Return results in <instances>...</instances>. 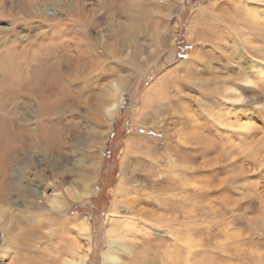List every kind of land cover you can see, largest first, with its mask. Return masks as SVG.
Here are the masks:
<instances>
[{
    "label": "rangeland",
    "instance_id": "374dc122",
    "mask_svg": "<svg viewBox=\"0 0 264 264\" xmlns=\"http://www.w3.org/2000/svg\"><path fill=\"white\" fill-rule=\"evenodd\" d=\"M0 57L16 62H0V208L33 218L0 225V264H69L75 246L102 264L110 242L118 264H264V0H0ZM65 63L52 109L13 97ZM20 118L57 125L62 152L5 164Z\"/></svg>",
    "mask_w": 264,
    "mask_h": 264
},
{
    "label": "bare ground",
    "instance_id": "6f19581e",
    "mask_svg": "<svg viewBox=\"0 0 264 264\" xmlns=\"http://www.w3.org/2000/svg\"><path fill=\"white\" fill-rule=\"evenodd\" d=\"M45 9H46V12H47V10H49L48 7H46ZM141 9H142V4L139 3V2H137L135 4V8L134 7L131 8V12L130 13H127V15H128L127 17L129 18V20L130 19H133L132 17L134 16V11L137 10V12H138ZM205 27H207V26H205ZM205 29L206 28H204V29L201 28V30H205ZM6 61H8L9 63L11 62L10 60H6ZM6 61H4L0 57V62L1 63H4ZM56 63H58V62H56ZM11 64L12 65H15L16 62H11ZM67 64H68V62H67ZM67 64L64 67L61 66V68H58L56 65L50 68V76H51V81L50 82H47L48 81L47 79H46L47 81H45V80H43L41 78L42 80H40L37 85L35 84V86L33 88L31 86L30 87H27L26 88V91H24L22 94H21L22 91L21 92H19L18 90L14 91L13 92L14 93L13 94V97L14 98H21L22 101H23V105L24 104L26 105L27 103L29 104V102H27V101H33V102H36V104L38 103V105H41V106L45 107V106H50L51 104H53V102H57L58 101L57 93H58V91H60L58 89L62 87V84L64 83L65 80L69 79L70 76H68V75L69 74L70 75L73 74V72L70 71V69H71V68H69L70 66L68 67ZM0 71L2 73V74H0V92H2L3 90L5 91L6 85L11 86V85H13L14 82L12 81L13 79L11 80V78L9 77L10 75H7L8 73H10L11 69L9 70L7 68L6 71L0 69ZM19 80H20V78H19ZM21 80H23V78ZM50 83H52V84H50ZM114 88L117 91H115L113 95L116 96L115 93L118 92V90H119L118 88L119 87L117 85H114ZM109 92H110V90H107L106 88H104L101 92H99L98 94H96L95 95V98H94L95 99V106H96L95 108H96V111H97V108L98 107L102 108L101 111H103V116L106 118L105 120H107L108 118L109 119L111 118L112 113L115 111V109H116V107L118 106V103H119V99L117 98V99L113 100L111 104H109L107 106H104V104H106L108 102L109 96L111 97V93H109ZM0 106H2V103L0 104ZM52 106L53 105H51V107H50L51 109H52ZM21 118H20V121H21L20 124L19 123H16V125L13 126V129H12L13 132H12V135H11V145H10V149L8 151V153H9L8 154L9 160L4 161V162H6L5 164L8 165L10 162L14 161L15 159H17V158L19 159L20 157H22L23 154H27L31 150V148H33L35 146L37 147V146H40V145H45V146L47 145L48 148H49V153L51 155V158L59 153L60 149L63 146L64 141L62 140V137H61L62 134H61V131L58 130L59 128L57 127V125L52 126L51 129H49V130L46 129L47 131H44V132L41 131L39 134L37 132V134H36L35 132H32L31 131L32 128H30V127L27 126L26 127L27 129H26L24 127L25 121L22 120ZM99 118L101 119L100 116H99ZM13 121L14 120H12V124H13ZM38 123H39V121H38ZM37 126H39L41 128V127H43V124L42 125L41 124L40 125L38 124ZM60 152H62V151H60ZM51 153H53V154H51ZM58 164H60V163H58ZM56 166L57 165H55V164H52V165L50 164L49 165V167H50L49 168L50 169V174L53 175V176L54 175H57ZM9 169L10 168L8 167V170ZM88 170L90 172H94V170H95V163L94 162L90 161V163H89V169ZM6 172H8V171H6ZM84 179L86 180L85 186L88 187L89 184H90L89 181H88L89 177H86ZM6 185H7V188H9V187L12 188L13 187L12 189H15V185L14 184L11 185V183L9 184V181L6 182ZM8 185H10V186L8 187ZM17 186H19V185H17ZM83 191H84V194L87 193V189L86 188L83 189ZM7 198H8L7 192L5 190H0V201H6L5 199H7ZM59 200L60 199H57V198H55L54 200H51V203H52L51 206L53 208L56 207L55 208V211H58L59 210L58 208H60V206H61V202ZM30 215L31 214H28V211H20V210H18L16 212V215H14L12 213V211H9L7 209L0 208V225H3L4 228H7L8 231H9V234H10L16 228L18 229V226H20L19 223H22V222L31 223L33 221V218ZM55 217L56 216L53 215V218H55ZM51 221H52V219H51ZM21 228L19 230H21ZM25 228L26 227H24L23 229H25ZM85 228L86 227H84V229ZM126 229H127V227H126ZM114 231L115 230L110 229L109 232H114ZM20 234H22V233L20 232ZM118 246L121 247L120 244H116V243L113 244L112 242H110V244H108V250L103 254V263L102 264H118L119 263L120 256L118 254V249H119ZM6 247L7 246H5L4 248H6ZM75 247H74V249H75ZM74 249H73L72 257L69 260V264H85L86 259L88 258V252H87L88 250L86 252H83L82 251L83 253H79L78 251L75 252ZM5 252H6V249H3L2 253H5ZM168 258H170L171 264H178L179 261H182V264H188L187 263L188 262L187 261V257H185V256L184 257H181V256H179V254L177 252L176 253H173L171 255H168Z\"/></svg>",
    "mask_w": 264,
    "mask_h": 264
}]
</instances>
